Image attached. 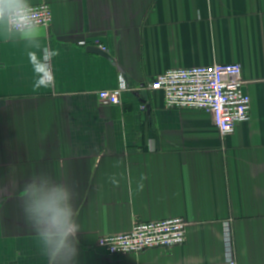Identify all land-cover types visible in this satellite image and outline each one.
I'll return each instance as SVG.
<instances>
[{
    "label": "crops",
    "instance_id": "crops-1",
    "mask_svg": "<svg viewBox=\"0 0 264 264\" xmlns=\"http://www.w3.org/2000/svg\"><path fill=\"white\" fill-rule=\"evenodd\" d=\"M53 19L54 83L33 90L23 42L0 39V264H48L23 211L44 173L73 191L78 264H264V0H31ZM103 46L112 64L89 47ZM239 64L250 120L222 136L203 111L168 109L172 69ZM122 69L124 72L122 73ZM127 85L121 104L98 93ZM181 217L182 246L109 255L105 235Z\"/></svg>",
    "mask_w": 264,
    "mask_h": 264
},
{
    "label": "built area",
    "instance_id": "built-area-1",
    "mask_svg": "<svg viewBox=\"0 0 264 264\" xmlns=\"http://www.w3.org/2000/svg\"><path fill=\"white\" fill-rule=\"evenodd\" d=\"M40 20V27L52 23V9L47 3L32 5ZM102 50L105 47L100 46ZM120 87L98 93L103 105L121 104ZM162 91L168 109L193 110L209 113L222 136L234 133L236 126L250 120L251 97L245 91L242 67L239 64H215L172 69L158 76L151 84ZM187 225L181 217L161 221L136 222L129 232L105 235L98 239L97 247L109 255L140 254L149 249H167L182 246L187 240ZM228 250L225 264H237L227 238Z\"/></svg>",
    "mask_w": 264,
    "mask_h": 264
},
{
    "label": "clouds",
    "instance_id": "clouds-1",
    "mask_svg": "<svg viewBox=\"0 0 264 264\" xmlns=\"http://www.w3.org/2000/svg\"><path fill=\"white\" fill-rule=\"evenodd\" d=\"M0 39L23 42L31 65L33 90L54 83L52 59L57 51L40 42V20L31 0H0ZM23 211L36 233L48 264H78L80 226L73 206V191L47 174L32 177L24 187Z\"/></svg>",
    "mask_w": 264,
    "mask_h": 264
},
{
    "label": "water",
    "instance_id": "water-1",
    "mask_svg": "<svg viewBox=\"0 0 264 264\" xmlns=\"http://www.w3.org/2000/svg\"><path fill=\"white\" fill-rule=\"evenodd\" d=\"M88 51L93 52V53H98L101 56H103L106 59H108L112 64H115L114 63V59H112V57L110 56L108 50H101V49H98V48H95V47H89ZM120 70H121L122 73L124 72L122 69H120Z\"/></svg>",
    "mask_w": 264,
    "mask_h": 264
}]
</instances>
